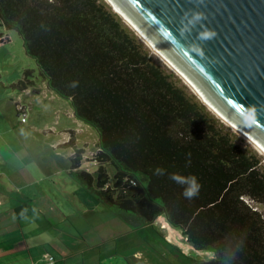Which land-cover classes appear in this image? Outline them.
I'll use <instances>...</instances> for the list:
<instances>
[{
  "label": "trees",
  "instance_id": "trees-1",
  "mask_svg": "<svg viewBox=\"0 0 264 264\" xmlns=\"http://www.w3.org/2000/svg\"><path fill=\"white\" fill-rule=\"evenodd\" d=\"M0 26L20 32L41 79L98 130L97 174L78 169L83 148L71 157L82 184L144 221L164 215L195 247L214 249L188 264H264V211L252 204L264 206L260 154L218 125L105 0H0ZM33 71L14 86L35 84ZM173 172L194 174L199 195L186 199Z\"/></svg>",
  "mask_w": 264,
  "mask_h": 264
},
{
  "label": "rangeland",
  "instance_id": "rangeland-1",
  "mask_svg": "<svg viewBox=\"0 0 264 264\" xmlns=\"http://www.w3.org/2000/svg\"><path fill=\"white\" fill-rule=\"evenodd\" d=\"M118 15L150 54L168 72L176 74L178 83L204 104L218 125L232 133L238 143L260 154L264 167V153L256 144L215 113L186 79ZM25 68L35 71L36 84L19 90L14 83ZM43 83L39 65L27 53L20 32L0 26V196L4 200L0 205V245L14 243L19 232L28 239L24 252L6 253L0 261L46 264L44 252L50 254L54 264H188L194 258H213L210 246L197 248L185 239L187 244L181 242L182 248L168 243L163 236L167 229L161 227V222H147L131 210L106 205L75 177L71 157L76 148L84 149L78 169L97 174L99 132L75 115L70 98L42 87ZM72 137L74 145L69 144ZM105 164L113 182L116 169L111 162ZM252 204L264 211L261 203ZM176 234L182 241L184 235L178 231ZM176 234L172 232L171 237ZM100 250L91 260L92 254Z\"/></svg>",
  "mask_w": 264,
  "mask_h": 264
},
{
  "label": "water",
  "instance_id": "water-1",
  "mask_svg": "<svg viewBox=\"0 0 264 264\" xmlns=\"http://www.w3.org/2000/svg\"><path fill=\"white\" fill-rule=\"evenodd\" d=\"M114 1L264 150V0ZM205 29L214 30L215 37L199 39ZM249 110L255 113L251 121Z\"/></svg>",
  "mask_w": 264,
  "mask_h": 264
},
{
  "label": "crops",
  "instance_id": "crops-1",
  "mask_svg": "<svg viewBox=\"0 0 264 264\" xmlns=\"http://www.w3.org/2000/svg\"><path fill=\"white\" fill-rule=\"evenodd\" d=\"M42 81L44 82L43 83V86L42 87H46V88H49L48 87V85H47V81L46 80H43L42 79ZM36 84V83H35ZM28 88H26V89H24V90H27ZM4 202V200H3V198H2V196H0V205L2 204ZM162 218H164L165 219V222L163 221V219ZM154 221H159V222H161V227L162 228H165V229H167V232H166V234H163L162 232V234H163V236H164V239L166 240V241H168V243H171V244H173V245H176L177 247H180V248H182V243H184V244H187V243H185V241L183 240V239H185L186 241H189L188 239H187V237L182 233V231L180 230V229H178V228H176V227H174L169 221H168V219L164 216V215H159ZM154 221H152V222H154ZM0 224H2V219L0 218ZM151 224H153V223H151ZM150 224V225H151ZM2 227L3 226H0V230L2 229ZM177 231H178V233L180 232V233H182L183 235H184V238H182V241H178V236H177ZM172 232H174L175 234H176V239L175 238H172L171 237V234H172ZM19 234V239L18 240H14L13 242L14 243H12V242H10V243H5V244H2V245H0V259H2V258H4L5 256H6V253H16L17 251H18V254H20V253H22V252H24L23 250H24V245H25V247H27L28 246V239H24L22 236H23V233H21V232H19L18 233ZM183 235H182V237H183ZM32 236H34V234L32 235ZM84 240L86 241V238L84 237ZM182 242V243H181ZM188 244H189V242H188ZM191 245V244H190ZM123 249H126V247H124ZM122 249H120L119 251H121ZM182 251V250H181ZM100 252H101V250L99 251V252H94L93 254H92V257L93 258H91V260H95L96 259V257L100 254ZM183 252V251H182ZM117 253V252H116ZM17 254V253H16ZM43 256H44V254H43ZM17 259H19V257H17L16 258V260ZM0 264H5V262L4 261H0ZM121 264H123V263H121Z\"/></svg>",
  "mask_w": 264,
  "mask_h": 264
},
{
  "label": "clouds",
  "instance_id": "clouds-1",
  "mask_svg": "<svg viewBox=\"0 0 264 264\" xmlns=\"http://www.w3.org/2000/svg\"><path fill=\"white\" fill-rule=\"evenodd\" d=\"M198 35L199 39L207 41L213 39L216 33L214 30L205 29ZM72 86L75 87L76 85L73 83ZM254 115V110H249L246 119L251 121L254 119ZM164 172L165 170L160 167H157L155 170L156 175H164ZM169 179L182 186V195L186 199L191 200L199 195L201 184L199 183L198 178L194 174L185 176L181 173L173 172L169 173Z\"/></svg>",
  "mask_w": 264,
  "mask_h": 264
},
{
  "label": "bare ground",
  "instance_id": "bare-ground-1",
  "mask_svg": "<svg viewBox=\"0 0 264 264\" xmlns=\"http://www.w3.org/2000/svg\"><path fill=\"white\" fill-rule=\"evenodd\" d=\"M112 7L119 12V14L132 25V27L137 30V32L146 40V42L158 53L160 54L172 67H174L185 79L186 81L194 88V90L200 95L202 100L215 112L217 113L223 120H225L228 124L233 126L235 129L240 131L242 134H244L247 138H249L237 125H235L233 122H231L229 119L225 118L216 107H214L211 102L203 95V93L195 86V84L191 81L189 76L185 74L175 63H173L171 60H169L147 37V35L143 32V30L115 3L114 0H107ZM250 139V138H249ZM252 142H254L252 139H250ZM254 144H256L254 142ZM256 146L261 150V152L264 153V150L256 144Z\"/></svg>",
  "mask_w": 264,
  "mask_h": 264
},
{
  "label": "built area",
  "instance_id": "built-area-1",
  "mask_svg": "<svg viewBox=\"0 0 264 264\" xmlns=\"http://www.w3.org/2000/svg\"><path fill=\"white\" fill-rule=\"evenodd\" d=\"M25 117H22V120H24ZM44 257L47 259L46 264H54V260L50 259V254L48 252H44Z\"/></svg>",
  "mask_w": 264,
  "mask_h": 264
}]
</instances>
